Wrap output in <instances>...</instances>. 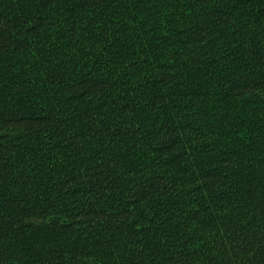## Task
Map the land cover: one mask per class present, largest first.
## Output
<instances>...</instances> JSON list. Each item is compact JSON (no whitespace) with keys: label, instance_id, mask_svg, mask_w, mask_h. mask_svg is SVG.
Instances as JSON below:
<instances>
[{"label":"trees","instance_id":"1","mask_svg":"<svg viewBox=\"0 0 264 264\" xmlns=\"http://www.w3.org/2000/svg\"><path fill=\"white\" fill-rule=\"evenodd\" d=\"M0 264H264V0H0Z\"/></svg>","mask_w":264,"mask_h":264}]
</instances>
